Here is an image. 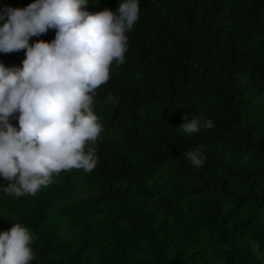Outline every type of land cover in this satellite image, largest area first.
<instances>
[{"label": "trees", "instance_id": "trees-1", "mask_svg": "<svg viewBox=\"0 0 264 264\" xmlns=\"http://www.w3.org/2000/svg\"><path fill=\"white\" fill-rule=\"evenodd\" d=\"M138 5L125 62L93 97L95 168L62 171L35 195L0 191V232L29 230L30 264H264V0ZM25 51L0 63L22 67ZM183 115L213 127L185 134Z\"/></svg>", "mask_w": 264, "mask_h": 264}, {"label": "clouds", "instance_id": "clouds-1", "mask_svg": "<svg viewBox=\"0 0 264 264\" xmlns=\"http://www.w3.org/2000/svg\"><path fill=\"white\" fill-rule=\"evenodd\" d=\"M89 0H34L23 8H0V53L26 50L22 67L0 63V191L35 195L53 177L72 169L91 172L102 125L93 111L96 89L109 80L113 62L121 65L128 51L127 32L140 11L138 0H118L115 12L90 14ZM55 30L51 42L36 41ZM15 118L17 127L9 120ZM178 127L185 134L213 122L188 115ZM200 167L203 159L187 152ZM32 234L20 224L0 232V264H30Z\"/></svg>", "mask_w": 264, "mask_h": 264}]
</instances>
